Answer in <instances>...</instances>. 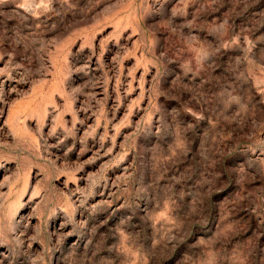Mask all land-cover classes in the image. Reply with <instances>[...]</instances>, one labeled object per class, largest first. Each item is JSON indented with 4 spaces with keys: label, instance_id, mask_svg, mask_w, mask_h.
Segmentation results:
<instances>
[{
    "label": "rangeland",
    "instance_id": "obj_1",
    "mask_svg": "<svg viewBox=\"0 0 264 264\" xmlns=\"http://www.w3.org/2000/svg\"><path fill=\"white\" fill-rule=\"evenodd\" d=\"M0 264H264V0H0Z\"/></svg>",
    "mask_w": 264,
    "mask_h": 264
}]
</instances>
